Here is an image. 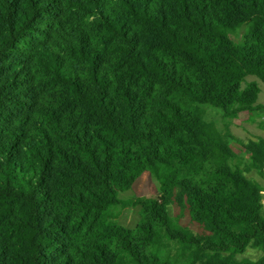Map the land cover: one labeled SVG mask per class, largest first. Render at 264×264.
<instances>
[{
    "label": "trees",
    "instance_id": "obj_1",
    "mask_svg": "<svg viewBox=\"0 0 264 264\" xmlns=\"http://www.w3.org/2000/svg\"><path fill=\"white\" fill-rule=\"evenodd\" d=\"M248 76L264 0H0V264H264Z\"/></svg>",
    "mask_w": 264,
    "mask_h": 264
},
{
    "label": "rangeland",
    "instance_id": "obj_2",
    "mask_svg": "<svg viewBox=\"0 0 264 264\" xmlns=\"http://www.w3.org/2000/svg\"><path fill=\"white\" fill-rule=\"evenodd\" d=\"M245 82H255L258 88V94L256 102L253 108L247 114H241L231 120H225L219 115L215 114L213 111L207 109L204 111L206 119L213 121L219 130H222L224 125L227 126V130L231 132L235 138L233 143V148L240 147L242 144H246L249 141H264V83L256 79L253 76H248ZM247 177L252 180H256L257 176L255 173L248 174ZM263 183V204H264V182ZM148 181L142 179L137 184L136 191L142 195L148 193ZM131 193L126 194V197H130ZM171 217H177L179 215L178 209L175 207H169ZM121 218V225L125 227H132L135 225L138 220V216L135 210L128 209L126 210ZM179 223L187 226L189 229L197 232V227L193 224H190L187 215L185 214L182 218L179 219ZM251 256L256 258L255 254L251 252Z\"/></svg>",
    "mask_w": 264,
    "mask_h": 264
}]
</instances>
